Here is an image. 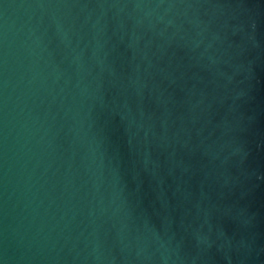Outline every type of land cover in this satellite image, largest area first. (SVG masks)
Listing matches in <instances>:
<instances>
[{"label": "water", "instance_id": "obj_1", "mask_svg": "<svg viewBox=\"0 0 264 264\" xmlns=\"http://www.w3.org/2000/svg\"><path fill=\"white\" fill-rule=\"evenodd\" d=\"M0 264H264V0H0Z\"/></svg>", "mask_w": 264, "mask_h": 264}]
</instances>
